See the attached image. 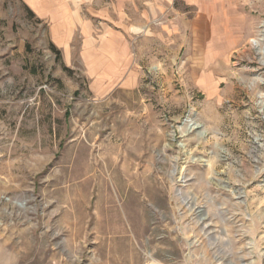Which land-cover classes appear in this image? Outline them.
Here are the masks:
<instances>
[{"label":"rangeland","instance_id":"1","mask_svg":"<svg viewBox=\"0 0 264 264\" xmlns=\"http://www.w3.org/2000/svg\"><path fill=\"white\" fill-rule=\"evenodd\" d=\"M200 1L0 0L1 263L264 264V0Z\"/></svg>","mask_w":264,"mask_h":264},{"label":"bare ground","instance_id":"2","mask_svg":"<svg viewBox=\"0 0 264 264\" xmlns=\"http://www.w3.org/2000/svg\"><path fill=\"white\" fill-rule=\"evenodd\" d=\"M98 156H100V155H98ZM103 161H104V159H103ZM110 167L111 166L109 164H107V167H103V163H101V160L98 157H96L92 163L89 162L88 168L85 171V176H86L85 177V182H86V189H90V191H89L90 195H93L94 191L96 190L98 192L97 198L100 197V191H101V189H103V186H104V183H105L104 175L106 174V170L110 171V169H108ZM112 168L111 169L113 171H111L109 174H111L110 175L111 178H114L115 174H116V171H115L113 165H112ZM109 199H111V196H109Z\"/></svg>","mask_w":264,"mask_h":264},{"label":"crops","instance_id":"3","mask_svg":"<svg viewBox=\"0 0 264 264\" xmlns=\"http://www.w3.org/2000/svg\"><path fill=\"white\" fill-rule=\"evenodd\" d=\"M169 0H145V11L146 12H157V10H159L160 12H163L165 7L167 6L166 4H168ZM198 2H201L200 0H193V3L197 5ZM144 3V2H143ZM199 7H202L201 5H199ZM152 9V10H150ZM202 12H209L207 7H202V9H200ZM106 42H112V40H107ZM96 66H91L89 65L88 68H90V70H92V68H94ZM97 69V68H96ZM97 71V70H95ZM0 264H3L0 262Z\"/></svg>","mask_w":264,"mask_h":264}]
</instances>
